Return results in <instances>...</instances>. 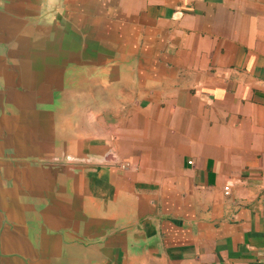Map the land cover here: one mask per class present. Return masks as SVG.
<instances>
[{"label": "crops", "instance_id": "0c3cea01", "mask_svg": "<svg viewBox=\"0 0 264 264\" xmlns=\"http://www.w3.org/2000/svg\"><path fill=\"white\" fill-rule=\"evenodd\" d=\"M0 5L44 114L0 154V264H264V0Z\"/></svg>", "mask_w": 264, "mask_h": 264}, {"label": "water", "instance_id": "95a60500", "mask_svg": "<svg viewBox=\"0 0 264 264\" xmlns=\"http://www.w3.org/2000/svg\"><path fill=\"white\" fill-rule=\"evenodd\" d=\"M22 50L23 46L9 37L8 22L0 5V154L10 155L12 158L21 151L23 143H31L28 138L33 136L35 123L44 115L40 110L33 108L37 99L35 88L30 89L29 78L17 75L12 68V64L16 62L9 59L11 70L4 73L2 69L3 64L7 65V62L2 60L3 56L10 58L11 54ZM33 163L43 167L42 175L47 178L54 172L52 167L57 170H77L89 164L68 155H42Z\"/></svg>", "mask_w": 264, "mask_h": 264}, {"label": "built area", "instance_id": "2783aa9c", "mask_svg": "<svg viewBox=\"0 0 264 264\" xmlns=\"http://www.w3.org/2000/svg\"><path fill=\"white\" fill-rule=\"evenodd\" d=\"M231 192H232L231 187H230V186H226V188H225V193H226L227 195H230Z\"/></svg>", "mask_w": 264, "mask_h": 264}]
</instances>
